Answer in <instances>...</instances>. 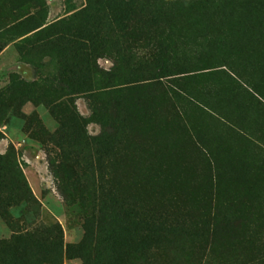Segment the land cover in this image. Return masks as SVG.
I'll list each match as a JSON object with an SVG mask.
<instances>
[{"label":"rangeland","instance_id":"rangeland-1","mask_svg":"<svg viewBox=\"0 0 264 264\" xmlns=\"http://www.w3.org/2000/svg\"><path fill=\"white\" fill-rule=\"evenodd\" d=\"M157 2L130 35L106 0H0V264H98L101 193L189 229L160 264H264V0Z\"/></svg>","mask_w":264,"mask_h":264},{"label":"trees","instance_id":"trees-1","mask_svg":"<svg viewBox=\"0 0 264 264\" xmlns=\"http://www.w3.org/2000/svg\"><path fill=\"white\" fill-rule=\"evenodd\" d=\"M106 2L110 5V8L106 12H102L101 17L110 26H113L114 32L117 33L133 34L134 29H128L130 26L125 25L128 21H132L131 17L137 15L138 12L143 16H147V20H149L154 18L159 11H162V8L158 7L157 0H106ZM124 6L125 9L123 10ZM99 12L101 11L99 10ZM158 50L157 53H160L162 49ZM150 59L152 63L146 65L144 69L146 73H154L159 78L171 75L168 74L170 73L168 65H159V54L150 56ZM112 78L114 79L116 76ZM175 89L179 90L177 86H168L167 90L173 96L180 97ZM128 90L127 87H122L118 88L116 93L124 96ZM121 106H126L124 101ZM96 198L100 207L99 225L105 228V233L103 234L104 229L101 228L97 237L100 240L96 251L98 264H160L158 261L153 260L154 256L151 254V249L164 244H175L182 237L189 235V229L185 228L181 220L156 207L139 209L136 205H128L126 208L120 206L116 210L108 206L110 203L114 204L115 202L112 194L101 193ZM227 213L233 219L237 218V215L232 212L227 211ZM88 236L89 234L85 238ZM86 245L87 243L83 241V243L73 248L82 250ZM35 246L37 247V244ZM129 250H134V253H130ZM123 252L125 253L123 254Z\"/></svg>","mask_w":264,"mask_h":264}]
</instances>
